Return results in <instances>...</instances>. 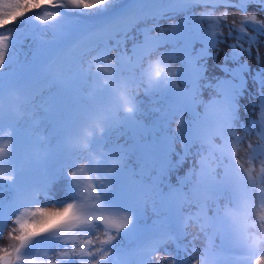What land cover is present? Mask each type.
<instances>
[{
	"label": "snow or ice",
	"instance_id": "1",
	"mask_svg": "<svg viewBox=\"0 0 264 264\" xmlns=\"http://www.w3.org/2000/svg\"><path fill=\"white\" fill-rule=\"evenodd\" d=\"M119 2L0 0V134L7 135L9 141L0 147V158L8 155L9 169L8 174L0 171V183L10 185L13 192L10 200L0 199V238L11 221L7 233L10 242L0 247V264H38L36 257L40 252L39 245L43 243L41 238L60 241L65 247L70 245V250L59 252L61 258L80 257L79 264H101L109 257L123 255V249L118 247L121 237L135 239L145 233L146 229L139 223L143 206L124 183L129 150L105 141L107 134L117 127L139 125L137 92L140 89L146 94L171 95L183 112L193 114L194 125L188 122L184 127L181 116L180 124L171 133L165 130L164 144L167 149H172L180 137L182 150L200 144L210 154H219L215 166H210L207 158L201 156L199 172L195 173V168L189 169L197 176L195 191L203 189L207 193L204 216L209 225L230 232L232 245L240 253L236 257L238 264H264V133L259 135L255 146L251 142L247 144L244 157L239 155L243 139L235 133L239 99L247 90L246 73L251 71L246 63L238 61L245 52L251 55V47L256 42V36L248 32L249 26L257 35L264 34V17L249 13L248 7L251 4L264 6V0H136L131 6L117 10L115 6ZM197 6L205 9L198 18L192 13ZM218 7L224 11L215 16ZM230 7L242 13L238 24L235 20L232 24L227 23ZM42 8L60 11L29 16ZM209 8L212 11H208ZM145 9L158 15L177 10L188 12L185 25L191 26L173 24L167 34L161 31L157 37L148 38L135 53L134 60L124 52L113 55L114 47L106 44L85 48L72 74L76 107L62 118L57 128L62 145L58 163L46 166L43 179L26 178V165L17 154V134L19 122L32 115L31 97L21 85L10 89L15 104L7 106L5 102L8 84L5 69L14 61L11 49L18 48L25 38L24 32L13 26L34 19L44 26L33 28L34 33L48 28L61 31L65 24H79L84 18L96 17L99 19L95 32L108 34ZM205 21L207 27L203 26ZM224 27H228L229 37L233 30L237 33L236 43L229 45L231 52L224 56L226 63L222 70L227 78L217 79L213 87L219 99L207 103L201 116L195 111V93L189 99L186 89L178 81L183 76L188 83L194 70L198 78H203L205 68H196L190 52L198 42L202 45L199 59L212 55L210 50L222 42L220 37ZM245 38L247 48L240 43ZM161 48L166 50L160 51ZM259 59L257 55L258 63ZM229 60L237 62L238 66L228 68ZM173 64L181 66L173 67ZM252 79L257 85L259 101L254 107H259V121L264 124V68L256 71ZM174 109L175 106L171 107L169 114ZM161 127L166 128V125ZM32 134L39 135L35 131ZM256 161L261 165L259 178L250 167ZM60 180L65 182L61 190L67 186L72 196L66 202L57 201L51 195L52 186ZM42 197L50 203L41 204ZM258 211L261 213L259 222ZM209 212L212 213L210 216ZM178 227L179 217L173 213L167 231L153 232L149 236L142 249L146 257L144 264H177L166 245L174 239ZM101 235L107 239L101 240ZM85 256L89 258L87 261L83 259ZM49 264H52L51 260ZM182 264H201L195 247L186 253Z\"/></svg>",
	"mask_w": 264,
	"mask_h": 264
},
{
	"label": "rangeland",
	"instance_id": "2",
	"mask_svg": "<svg viewBox=\"0 0 264 264\" xmlns=\"http://www.w3.org/2000/svg\"><path fill=\"white\" fill-rule=\"evenodd\" d=\"M228 12H230V15L234 18L241 17L242 15L239 14L237 11H235L232 8L227 9ZM261 14V13H260ZM165 22H162V24ZM165 25V24H164ZM151 29L148 31L147 34H156L158 31L159 25H156L155 27H150ZM45 45V44H44ZM44 45L38 46L37 53L33 54L31 59L35 57V55H38L43 51ZM262 47L258 43V50L261 51ZM231 51L228 49L226 50V53H230ZM224 52H218L215 55H210L206 59H204L206 65L211 70L210 73L206 75L205 83L207 84V87L202 90H197L198 94L200 96H203V100L209 99L208 103L210 102V99H213V95H215L216 91L214 90V80H216L220 75L222 74H216L215 69L218 67H222L225 65V59ZM30 59V60H31ZM232 63L231 60L227 61V67L228 68H234V65L229 64ZM30 64V63H29ZM7 74L9 72L5 71ZM20 71L12 72L8 74V81H10L12 78H15L18 76ZM13 80V79H12ZM212 90V93L206 92L205 90ZM246 95L242 96L239 99V111H238V119L235 122V133L237 136L241 137L243 139V143L240 145V151L239 155L240 157L245 156V150L247 148V144L251 142L254 146L257 144V141L259 139V135L261 133H264V124H261L259 121V111L260 109H255L254 105L256 102V87L255 86H248ZM143 92L140 93V96L142 98ZM211 95V96H210ZM146 96V95H145ZM147 97V96H146ZM138 102L139 108L144 109V101ZM152 100L155 102V104L159 103L161 100L160 96H152ZM199 101L197 100L196 108L198 110ZM246 107H249L250 110H247ZM156 110V108L154 109ZM177 109L176 111H178ZM183 114H188V112H183ZM181 115L177 116L176 112H171L170 114V121L171 124L166 121L164 125H166V128L159 127L158 130H155V132L152 134V136L146 139H150V144H152L153 141H164V132L165 130L169 133L173 131L179 124ZM191 118H194L193 116H189ZM153 120L155 117L152 115L151 117ZM184 120V119H183ZM255 121L256 123L252 125L251 122ZM188 126V122L185 121L184 127ZM152 128V125L149 126ZM41 137V134H39ZM4 137V136H3ZM7 137V135L5 136ZM21 142H26V140H22ZM117 142L120 143L122 146H128V140L122 136H120L117 139ZM219 143V141H216ZM146 143V142H145ZM149 143V142H148ZM142 143L141 145H143ZM182 139L180 137H177L176 142L172 149H167V153L165 156H158L154 155L152 159L150 160H144L139 155L136 154V149H130L132 150L129 153V160H128V171L126 174V178L136 181L138 183L144 184L146 186V193L144 197V202L142 204L143 206V216L142 219L139 221L142 225H159L160 227H163L164 230H168L169 228V220L170 217L175 213L179 217V223H181L182 226H185V232L181 233L177 229L175 230V236L174 239L169 241V243L166 245V249L168 252L172 254V257L177 261V264H182L184 259L186 258V253L191 252L192 248L195 247L198 250L199 256L204 248H207V246L210 245V247H216V245H222L223 240L219 239L216 235L215 228L207 222L205 216H204V204L206 201L201 200H189V199H182L178 204L177 208L174 211H170L169 213H162L159 211L157 206V198L159 197V192L168 184L179 181L183 185H186L188 182L191 181V179L194 178V173L190 172L189 169L195 168L198 163V155H196L197 152L202 153L206 148H202L200 144H194L187 150H182L181 148ZM140 145V146H141ZM30 148V147H29ZM60 148L51 150L48 154H51L53 152H58ZM46 154V155H48ZM218 158L219 154H215ZM253 169V174L259 178L260 176V163L259 161L254 162L252 165H250ZM64 181L60 180L57 183H55L52 186L51 195L55 197L57 201L60 202H66L67 200L71 199L72 196L68 190V187L64 186ZM50 203L47 199H42L41 204L46 205ZM208 203H211L208 201ZM212 213L209 212L208 215L210 216ZM261 213L258 211L256 213L257 222L258 217ZM11 222L7 225L5 228L4 236L3 238H0V247L7 246L9 241L8 238V231L10 230ZM99 227L102 229L103 227L99 225ZM210 237H215L214 245L211 244L209 241ZM91 238V237H89ZM100 239H107V236L101 235ZM126 237H121V239L118 242V247L123 249V255L126 253V244L129 241H126ZM209 241V244H208ZM61 243L60 241H58ZM77 247H79V241H77ZM99 247V245H97ZM109 247V246H105ZM223 247V246H222ZM71 246L68 245L67 247L63 246L61 244V247L57 249L58 256L60 251L64 250H70ZM2 254V253H0ZM55 256V258L57 257ZM123 255L119 258L115 257V264H120L121 259L123 258ZM110 258V257H109ZM108 258V259H109ZM80 257H74L70 259V264H79ZM85 261H87L89 258L87 256L83 257ZM95 259V258H93ZM107 261V260H106ZM145 259L140 261H132L130 264H144ZM105 261H102L101 264H103ZM155 264V262H153ZM167 264V262H165Z\"/></svg>",
	"mask_w": 264,
	"mask_h": 264
},
{
	"label": "trees",
	"instance_id": "3",
	"mask_svg": "<svg viewBox=\"0 0 264 264\" xmlns=\"http://www.w3.org/2000/svg\"><path fill=\"white\" fill-rule=\"evenodd\" d=\"M232 8V7H230ZM229 8V9H230ZM235 10V8H232ZM205 9L202 7H195L192 9V13L198 14ZM208 11H212L211 8L208 9ZM224 9L222 7H218L215 9L214 15L215 16H220L223 13ZM248 12L252 13H258L261 17H264V6H261L259 4H251L248 7ZM261 13V14H260ZM190 13L182 11L180 13H175L172 15H161L157 16L155 18H149L145 19L143 21H140L137 23L135 26L128 28L125 32L120 33L116 35L115 39L111 41L112 46L114 47L113 55H116L119 52H124L125 55L131 59H135L133 55L131 54V47L135 43V41L139 40L140 37L147 35L148 31L151 29L150 27H155L156 25H159L158 31L156 34L158 35L161 31H163L165 34L168 33V31L171 29V26L173 24L177 25L178 23H181L182 26H188L190 27L191 25H185V20L186 17ZM239 14L242 15V13L239 12ZM241 17L234 18L233 16L230 15V12H228V19L227 23L232 24L233 20L236 21L238 24L240 21ZM162 22H165L162 24ZM49 23H53L50 21ZM165 24V25H164ZM74 25L77 24H65L62 28L64 29H71ZM208 22L205 21L203 23L204 27H207ZM17 31H23L25 34V38L23 39L22 43L19 45L18 48H13L11 49L12 55L14 56V61L11 63L5 71L12 73V72H19L18 76L22 74L24 69H26L29 66V63L33 60L31 59L32 55L37 53L36 51L38 50V46L41 45H47L50 43L53 39L56 38L57 34L59 31L48 28L46 31H38V32H33L32 29H40L43 28L44 26L41 25V23L38 24H28L23 28H18L14 26ZM229 29L228 27L223 28V35L220 37L222 42L218 45L217 48L211 49L212 55L217 54L218 52H224L226 53V50H230L229 45L236 43L235 37L237 33L235 30H233L232 37H229L228 35ZM248 32L250 35L256 36V42L253 44L251 47V55H249L247 52H245L239 59L238 63H246L251 71L246 73L247 77V87L249 86H255L257 90V85L253 82V75L255 74L256 71L259 69L264 68V34L262 35H257L251 26L248 28ZM150 34V33H149ZM244 45L245 48L249 47L247 38L245 40L241 41ZM258 43L261 45L262 50H258ZM44 45V46H45ZM202 47L200 43H195L191 52H190V57L196 66V68H200L203 66L205 68L203 72V78H196L193 81H189L188 83L192 85L193 91L195 92L196 95V100L199 101V104L202 105V109H205V105L208 103L209 99H202L203 96L198 94L197 90H202L207 87L208 83H205L206 75L211 72V70L208 68L206 65L204 59H199V49ZM166 50L165 48H161L160 51ZM168 50H170V46H168ZM257 55H259V63L257 62ZM154 57L153 59H155ZM31 59V60H30ZM237 62L229 63L234 65V68L238 66ZM173 67H180L181 65L179 64H173ZM219 72V73H218ZM8 73V74H9ZM215 73L217 74H222L218 78H227L225 71L222 70V67H218L215 69ZM17 76V77H18ZM182 77V76H181ZM16 78V77H15ZM217 78V79H218ZM14 79V78H12ZM11 79V80H12ZM216 80L214 82L216 83ZM179 82H184L183 80L178 81ZM215 85V84H214ZM215 90V89H214ZM206 92L212 93V90L208 89L205 90ZM247 91V90H246ZM244 92L242 96H245L247 92ZM143 92V96L141 98L140 93ZM217 92L215 93V95ZM147 97H146V96ZM213 95V96H215ZM152 96H160L161 100L159 103L155 104V102L152 100ZM211 96V95H210ZM137 97H138V102L144 101V109H140V111L137 113V120L139 121V125L136 128L135 134L130 135L128 133V130L122 126V127H117L113 129L111 132L107 134L105 137V141L111 145L112 143H117L121 145L120 143L117 142V139L122 136L128 140L129 145L128 146H123L124 148L129 150V153L132 151L130 149H136L135 152H138L139 149V144L144 138H148L152 136V134L155 132V130H158L161 125L167 120L170 119L169 117V109H170V104L172 101V96L171 95H165V94H146L143 89H140L137 92ZM45 101H46V92H43L41 94L36 95L31 99V106L30 110L32 111V115L30 117H27L19 122L18 129H23L26 127H29L36 133H39L42 135L43 139L42 140H47L50 136L55 133V119L51 116H49L45 110ZM156 108V110H154ZM247 110H250L249 107H246ZM195 111H196V105H195ZM191 113V112H189ZM152 115L155 117L153 120L151 117ZM184 117H186V114H184ZM149 125H154L156 127L154 130L149 127ZM149 139H146L145 141H148ZM4 195L2 188L0 187V198ZM57 245L55 244L53 248L50 249V254L54 251H57Z\"/></svg>",
	"mask_w": 264,
	"mask_h": 264
},
{
	"label": "bare ground",
	"instance_id": "4",
	"mask_svg": "<svg viewBox=\"0 0 264 264\" xmlns=\"http://www.w3.org/2000/svg\"><path fill=\"white\" fill-rule=\"evenodd\" d=\"M7 227V226H6Z\"/></svg>",
	"mask_w": 264,
	"mask_h": 264
}]
</instances>
